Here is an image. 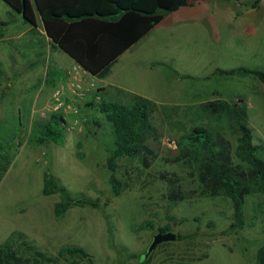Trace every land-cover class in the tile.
I'll list each match as a JSON object with an SVG mask.
<instances>
[{"label": "rangeland", "instance_id": "1", "mask_svg": "<svg viewBox=\"0 0 264 264\" xmlns=\"http://www.w3.org/2000/svg\"><path fill=\"white\" fill-rule=\"evenodd\" d=\"M253 1H195L207 6L208 20L158 25L107 77L82 78L81 71L77 80L72 57L33 33L23 16L0 0V92H5L0 143L11 158L0 180V244L13 232H23L53 256L60 255L64 245L82 247L84 264H90L88 259L94 264H257L258 249L264 245V197L249 196L246 226L225 234L234 221L230 198L203 195L187 164L172 161L179 136L207 121L201 104L215 98L244 99L255 142H264V82L247 74L214 73L242 66L264 70V0L256 8ZM235 4L257 20L249 19L235 31L224 28L217 19L219 9ZM48 69L67 77L49 85ZM99 84L107 87L103 97L109 101L131 104L140 94L179 107L171 121L159 108L152 114L158 136L148 141L155 152L149 165L141 157L119 160L120 195L113 193L107 166L113 128L102 114L85 106ZM58 99L63 105L53 110ZM58 112L68 122L64 143L32 141L33 123ZM228 137L236 144L233 135ZM47 170L74 201L61 218L54 212L61 192L43 193ZM173 184L181 185L184 200L169 201ZM148 220L153 228L140 226ZM166 224L181 239L162 243L148 261H141L154 234Z\"/></svg>", "mask_w": 264, "mask_h": 264}, {"label": "trees", "instance_id": "2", "mask_svg": "<svg viewBox=\"0 0 264 264\" xmlns=\"http://www.w3.org/2000/svg\"><path fill=\"white\" fill-rule=\"evenodd\" d=\"M15 11L22 14L24 22L30 24L35 34H42L54 47L69 54L79 65L93 76L107 75L122 55L133 44L148 35L156 25L172 11L196 0H4ZM261 0H254L258 7ZM44 30L41 32L40 28ZM58 73V72H57ZM48 69L46 82L56 85L62 73ZM220 75L247 74L264 82V70L248 67L232 69L218 68ZM104 88H98L85 103L87 109L100 113L111 124L114 134L113 152L107 158L111 171L110 183L114 195H120L123 181L118 178L119 160L141 157L149 165V157L155 152L149 139L158 136V128L152 114L159 108L168 121L178 112V106H170L136 94L131 104L109 101L103 97ZM5 92L1 90L0 101ZM201 107L208 116L207 121L196 124L184 132L176 141L177 154L173 162H184L203 195L230 198L234 209V221L225 234L243 229L247 223L246 203L249 196L264 197V142H255L254 129L249 123L248 104L242 98L230 101L215 98L205 101ZM96 124H100L95 121ZM68 122L58 112L48 119L35 121L31 128V140L35 143H64ZM236 138V144L228 137ZM0 143V180L10 167L11 158ZM60 191L62 199L55 204L57 218L64 216L74 204L64 185L47 170L44 173L43 193L50 195ZM186 198L180 184H173L168 194L170 202ZM153 228L148 220L140 225ZM172 230L169 224L158 231ZM178 234L177 240L181 239ZM161 245V244H160ZM158 245V246H160ZM24 246V247H23ZM30 250L34 255L24 251ZM145 252L140 256L141 261ZM84 249L77 245H64L60 255L53 256L40 250L28 235L13 232L0 244V264H84ZM90 264H94L88 259ZM257 264H264V245L257 252Z\"/></svg>", "mask_w": 264, "mask_h": 264}, {"label": "crops", "instance_id": "3", "mask_svg": "<svg viewBox=\"0 0 264 264\" xmlns=\"http://www.w3.org/2000/svg\"><path fill=\"white\" fill-rule=\"evenodd\" d=\"M196 1H198V0H196ZM253 8H256V7H253ZM222 11H224V12L223 13H219V12H222ZM219 12H218L217 19L221 22L222 26L224 28L225 27L226 28H231L234 31L243 28L245 23H246V21L249 20V19H251L252 22H255L257 20V16L255 14H252V12L245 13L243 11V8L239 4L227 6V8L223 7L221 9H219ZM20 15H22V14H20ZM209 16H210L209 15V9L207 8V6H205V5H197L196 3H194V4H191V5L181 6L179 9L170 12L163 19V21H161L158 25H165V24L173 25V24H176V23H181V22L185 23V22L194 21V20L198 21V22H203L204 20H208ZM158 25H156L155 27H157ZM30 30H31V28H30ZM40 30H41V28H40ZM41 32H44V30L41 31ZM145 37H143L137 43L133 44L122 55H120L119 58L117 59V61L114 63V65L119 61V59L122 56H124L129 50H131L133 47H135L136 44L140 43V41H142ZM46 39H47L48 43L50 44L49 39L48 38H46ZM54 48H59V47H54ZM74 62H75L74 66H80L81 67V71H82V74H83V75H81V77L83 76L85 78L87 74H91L88 71H86L81 65H79L75 60H74ZM114 65L111 67V69H110V71H109V73L107 75H105L103 77H99V78L107 77L110 74V72H111L112 68L114 67ZM61 73H62V79H59V80L66 79L67 76L63 72H61ZM79 76H80V74L79 75L76 74L75 75V79L78 80ZM94 77H98V76H94ZM69 78H71V77H69ZM82 78L80 79V81L82 80ZM92 85H94V84L92 83ZM96 86H97L96 90L98 88H104V93L107 92V87L105 85L99 84V85H96Z\"/></svg>", "mask_w": 264, "mask_h": 264}, {"label": "water", "instance_id": "4", "mask_svg": "<svg viewBox=\"0 0 264 264\" xmlns=\"http://www.w3.org/2000/svg\"><path fill=\"white\" fill-rule=\"evenodd\" d=\"M77 202H81V200L78 199ZM177 238L178 233L174 230L158 231L154 234L153 240L144 254V258H148L149 255L158 247V245L168 241H175ZM84 257H86V255H84Z\"/></svg>", "mask_w": 264, "mask_h": 264}, {"label": "built area", "instance_id": "5", "mask_svg": "<svg viewBox=\"0 0 264 264\" xmlns=\"http://www.w3.org/2000/svg\"><path fill=\"white\" fill-rule=\"evenodd\" d=\"M74 68H75V73L76 74H80L81 67L80 66H75ZM58 93H59V91L57 92V96H58ZM62 105H63L62 100L58 99L57 103H54V106H51V107H52L53 110H60Z\"/></svg>", "mask_w": 264, "mask_h": 264}]
</instances>
